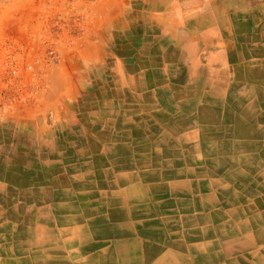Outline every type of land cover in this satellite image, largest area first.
Here are the masks:
<instances>
[{
  "label": "rangeland",
  "instance_id": "rangeland-1",
  "mask_svg": "<svg viewBox=\"0 0 264 264\" xmlns=\"http://www.w3.org/2000/svg\"><path fill=\"white\" fill-rule=\"evenodd\" d=\"M213 24L264 50V0H0V168L23 181L0 180V213L34 192L40 206L68 196V168L93 156L88 143L157 109L159 64L187 68L182 50L197 34L207 50Z\"/></svg>",
  "mask_w": 264,
  "mask_h": 264
},
{
  "label": "crops",
  "instance_id": "crops-1",
  "mask_svg": "<svg viewBox=\"0 0 264 264\" xmlns=\"http://www.w3.org/2000/svg\"><path fill=\"white\" fill-rule=\"evenodd\" d=\"M219 28L213 24L203 32L208 43L207 50H201L198 46L195 48L199 34L191 37L192 50H182L184 56H189V64L186 63L187 68H183L182 60H175L170 65L168 63L159 64L158 71L162 79L160 88H158V94H160L157 101L158 108L133 116L134 120L127 121V125L116 126L106 137L101 135L100 141L95 140L91 145L88 143L87 150H92L93 156L84 164L80 163L71 169L68 168L70 172L66 174L68 196L52 201L50 199L52 196L48 193L46 200L49 201L44 203L45 206H40V201L43 200H39V192H34L30 197H26L28 202L25 207L22 203V196L20 199L15 197L14 202L10 201L12 203L10 206H1L8 212H1L0 220L3 218L1 221H8V215L13 216V219H9V222H0V264H23L20 260L21 256L29 252L35 255L34 250L40 248L37 244H41V248L44 252L46 251L47 255L57 258L59 260L57 264H101L96 256L106 250L116 238L118 239V236L97 230L96 225L105 224L102 220L106 219L104 217L110 215L115 209L128 210L135 205V197L128 192L132 185H139L145 190L152 189L145 191L143 195L149 207L148 211L136 213L138 216L130 212L127 220L132 224L145 223L146 227L143 231L158 233L160 229V233L162 232L161 234L165 236L162 241L136 233L137 237L143 238L145 242L158 249L143 264H151L158 260L164 252H171L175 257H183L190 264H197L191 259L189 249L193 244L206 243L211 240V235L200 236L199 231L207 228V225L212 227L215 224L209 216L214 212L213 210L225 204L228 193H223L222 188L235 187L233 180L226 178L224 172L231 173L237 169L245 171L254 165L264 169V160L261 157L264 156V78L255 80L248 78L247 74L249 69L264 74V50H257V45L247 48L245 34H239L231 41L230 37H226L224 31L222 32ZM161 90L166 91L162 93ZM247 102L259 105L258 112L251 117L246 116L241 109V105ZM210 104H215L219 108L222 105L227 111L216 113L206 111L200 114L199 108ZM184 107L186 110L183 109ZM139 116L150 119L156 125L155 131L148 132L152 143L160 140L162 136H167V143H155L150 147L151 150H159L158 152L161 150L162 159L157 164H141L131 158L126 161L122 159L123 151H128L127 153L132 158L142 154L141 149L139 152L135 150L133 132L135 127L132 125L135 119L136 122L138 121ZM172 123L177 127H170ZM239 126H248V128L241 129ZM139 130L146 132L147 129ZM166 151L172 154L167 155ZM179 154L181 155L180 160L177 159ZM179 168L183 170L181 173L178 172ZM101 172L104 173L100 174ZM147 172H155L158 175L151 178L145 175ZM250 177H253L252 173ZM0 180L13 184L16 188L23 187V181L19 178L5 177ZM256 181L257 184L262 181L264 183V178ZM167 184L177 186V188L162 193L160 188ZM179 187H183L185 191L183 192ZM115 189H119L121 203V206L116 208L114 205L107 204L109 197L115 199L112 194ZM233 191L245 200L250 199L247 200L248 203L256 197L264 199V189L256 190L257 195H248L239 190ZM180 197L195 201L196 206L182 209V212H179V209L172 212V208H165L159 202L162 198L177 201ZM231 206L234 207L235 204ZM151 208L154 209L151 210ZM12 210L15 212L13 215ZM257 212L258 214L264 213V202L258 206ZM242 214L248 219L249 216L254 215L252 211H244ZM175 215V224L160 223V228L147 225L151 219L161 222ZM198 215H207V223L196 221L193 224H182L180 221L183 219L182 216L195 219ZM260 221L263 220L254 219V222L252 221L251 233L254 235L255 242L251 244L246 255L247 260L261 248L264 251V225L262 226L264 222L260 223ZM182 235L188 237L182 241ZM193 257L198 259L201 254L195 253ZM222 258L223 264H226L228 256ZM212 261L208 260L199 264H218L217 261ZM257 262L258 264L263 263Z\"/></svg>",
  "mask_w": 264,
  "mask_h": 264
},
{
  "label": "bare ground",
  "instance_id": "bare-ground-1",
  "mask_svg": "<svg viewBox=\"0 0 264 264\" xmlns=\"http://www.w3.org/2000/svg\"><path fill=\"white\" fill-rule=\"evenodd\" d=\"M163 59V58H162ZM164 61V60H163ZM182 71V70H181ZM175 74V72H174ZM248 78L251 79H262L264 78V74L262 75L261 72H255L253 69L247 71ZM159 75V74H158ZM161 77V76H160ZM237 78V77H236ZM185 79V78H184ZM151 80V79H150ZM183 82V81H182ZM196 82V81H195ZM159 83V82H158ZM190 84V83H189ZM202 84V83H201ZM206 84V83H205ZM207 85V84H206ZM160 88V87H159ZM146 89V88H144ZM162 89V88H161ZM170 89V88H169ZM189 89V88H187ZM166 91V90H165ZM163 90H161L162 93ZM216 92V91H215ZM154 94V93H153ZM185 94V93H184ZM118 95V94H117ZM160 95V94H159ZM150 96V95H149ZM167 96V95H166ZM173 98V97H172ZM143 99V98H142ZM227 100V98H226ZM256 101V100H255ZM155 102V101H154ZM218 102V101H217ZM172 104V103H171ZM234 104V103H233ZM107 105V104H106ZM222 106V105H221ZM220 108L217 107L215 104H210L206 107L199 108L200 114H203V112L211 111L213 113L216 112H226L227 109H225L223 106ZM232 106V105H231ZM162 107V106H161ZM199 107V106H198ZM241 109L245 113L246 116H253L258 112L259 105L255 104L254 102H247L246 104L241 105ZM238 108V104H237ZM186 110V108H183ZM160 110V109H158ZM171 110V109H170ZM235 110V109H234ZM103 111V110H102ZM173 111V110H172ZM98 112V110H96ZM128 112V111H127ZM153 113V112H152ZM198 113V112H197ZM89 114V113H88ZM144 114V113H143ZM162 114V113H161ZM95 115V114H94ZM98 115V113L96 114ZM132 115V114H131ZM90 116V115H89ZM161 116V115H159ZM179 116V115H178ZM88 117V116H87ZM86 117V118H87ZM149 117V116H148ZM173 117V116H172ZM174 118V117H173ZM100 119V118H99ZM257 119V118H256ZM219 120V119H218ZM181 121V120H180ZM87 122V121H86ZM97 123V122H96ZM111 123V122H110ZM127 123V121H126ZM158 124V123H157ZM177 124V123H176ZM179 124V123H178ZM87 125V124H86ZM89 125V124H88ZM134 125V145L136 151H141L142 154L138 157H130V155L127 153L128 151H123V160L126 161L128 158L134 159L137 163H151V164H157L162 159L160 157L159 150H151L150 147L153 146L155 143H167V136H162L160 140L154 141V143L151 142V138L148 134V132H153L156 130V125L150 120L146 119L144 117L139 116L138 121L132 124ZM95 126V125H94ZM115 128V124L111 123L109 127ZM180 126V125H179ZM96 127V126H95ZM128 127V126H127ZM143 127L145 129H143ZM170 127H177L175 124H170ZM242 128H248V126H239ZM118 128V127H117ZM166 128V127H165ZM120 129V128H119ZM141 130H146V132H142ZM117 130V129H116ZM169 130V129H168ZM249 130V129H248ZM170 131V130H169ZM233 131V130H232ZM250 131V130H249ZM94 132V131H93ZM115 132V131H114ZM171 132V131H170ZM239 132V131H238ZM99 133V132H98ZM130 133V132H129ZM172 133V132H171ZM236 133V132H235ZM247 133V132H246ZM174 134V133H173ZM101 135L103 137H106L109 135V133L101 132ZM133 135V134H132ZM203 135V134H202ZM244 135V133H243ZM210 136V135H209ZM242 136V135H241ZM81 136H79L80 138ZM126 137V136H125ZM130 137V136H129ZM245 137L248 138V136ZM64 138V136H63ZM201 138V137H199ZM256 138V137H255ZM96 139V138H95ZM112 139V138H111ZM181 139V138H180ZM202 139V138H201ZM179 140V139H178ZM56 142V141H55ZM63 143V141H60ZM130 142V140H129ZM220 142V141H219ZM248 142V141H245ZM81 143V142H80ZM173 143V142H172ZM221 143V142H220ZM226 143V142H225ZM234 143V142H233ZM241 143V142H240ZM250 143V142H249ZM82 144V143H81ZM100 144V143H99ZM178 144V143H177ZM57 145V144H56ZM61 145V144H60ZM91 145V144H90ZM98 145V144H97ZM129 145V144H128ZM100 146V145H99ZM91 147V146H90ZM180 147V146H179ZM252 147V146H251ZM89 148V147H88ZM100 148V147H99ZM122 148V147H121ZM133 148V146H132ZM141 149V150H140ZM172 149V148H171ZM184 149V148H182ZM125 150V149H124ZM134 150V149H133ZM227 150V149H226ZM90 151V150H89ZM180 151V150H179ZM186 151V150H185ZM228 151V150H227ZM261 151V150H260ZM42 152V151H41ZM181 152V151H180ZM232 152V151H231ZM262 152V151H261ZM62 153H66V157L73 156L72 151L69 149V147L66 145V149L62 151ZM95 153V152H94ZM249 153V152H248ZM47 154V153H46ZM75 154V153H74ZM83 154V152H82ZM167 155L172 154L169 151H166ZM252 154V153H251ZM61 155V154H60ZM76 155V154H75ZM128 155V156H127ZM63 156V155H62ZM83 156V155H82ZM135 156V155H134ZM173 156V155H172ZM74 157V156H73ZM79 157V156H78ZM87 157V156H86ZM164 157V153H163ZM224 157V156H223ZM252 157V156H251ZM264 160V156H261ZM42 158V156H41ZM80 158V157H79ZM78 158V159H79ZM96 158V157H95ZM99 158V157H98ZM118 158V157H117ZM181 155H178V160H180ZM77 159V160H78ZM93 159V158H92ZM97 159V158H96ZM105 159V158H104ZM121 159V158H119ZM119 159H116L117 161ZM121 159V160H122ZM241 159V158H240ZM64 160V158H63ZM28 161V160H27ZM39 161V160H38ZM115 161V160H114ZM120 161V160H119ZM43 162V161H42ZM41 162V163H42ZM53 162V161H52ZM62 162V161H59ZM106 162V161H104ZM38 163V162H37ZM54 163V162H53ZM123 163V162H122ZM2 164V162H1ZM46 164V163H45ZM82 164V163H81ZM105 164V163H104ZM261 164V163H260ZM32 165V164H31ZM47 165V164H46ZM58 165V164H57ZM61 165V164H60ZM59 165V166H60ZM106 165V164H105ZM120 165V164H119ZM129 165V164H128ZM147 165V164H146ZM244 165V164H243ZM30 166V165H29ZM54 166V165H53ZM248 166V165H247ZM7 167V166H6ZM18 165H11V168L13 170L17 171ZM47 167V166H46ZM52 167V166H51ZM80 167V165H79ZM113 167V166H112ZM115 167V165H114ZM117 167V166H116ZM120 167V166H119ZM122 167V166H121ZM140 167V166H139ZM152 167V166H151ZM197 167V166H196ZM35 168V167H34ZM86 168V166H85ZM99 168V167H98ZM97 168V169H98ZM244 168V167H243ZM42 169V168H41ZM51 169V168H50ZM96 169V168H95ZM19 170V169H18ZM39 170V169H38ZM164 171V170H162ZM183 171L179 168L178 172L181 173ZM216 171V170H215ZM35 172V170H34ZM98 172V171H97ZM114 172V171H113ZM57 173V172H56ZM66 173V171H65ZM104 172H101L100 174H103ZM107 173V172H106ZM191 174L190 172H186ZM250 173H252L253 177H250ZM34 174V173H33ZM62 174V173H61ZM142 174V173H140ZM6 172L2 170V167L0 168V176H6ZM148 177H155L158 175V173L155 172H147L145 173ZM170 175V174H169ZM211 175V174H210ZM224 175L226 178H229L230 180H233V183L235 184V187H223L222 192L228 193V196L226 200L224 201V205H220L216 208V210H213L214 212L210 214V219L214 221V225L212 227L207 225V228L202 229L199 231V235H211V240L207 241L206 243H198L193 244L191 248L189 249L191 251V259L194 263H202L206 262L208 260L217 261L218 264H223V258L224 256H228V260L226 264H258L257 261L263 262L264 264V251L263 248H261L258 252L252 255V258H246V255L252 246L251 244L255 242L254 235L252 232V223L255 220H263L260 221L264 222V213L257 212L258 206H260L263 202V198H255L251 199V203H248L247 200L250 199H243L238 196L236 192L233 190H239L241 192H244L248 195H257L256 190H263L264 189V183L263 181L259 184H257L256 180H262L264 178V169L257 167L256 165L252 167H248L245 171H240L239 169L228 173V171L224 172ZM12 176V174H11ZM32 176V175H31ZM67 176V175H66ZM174 176V175H173ZM186 176V175H185ZM194 176V174H193ZM7 177V176H6ZM33 177V176H32ZM35 177V175H34ZM63 177V176H62ZM86 177V176H85ZM142 177V176H141ZM140 177V178H141ZM13 178V177H12ZM15 178V177H14ZM64 178V177H63ZM172 178V177H171ZM138 179V178H137ZM35 180V179H34ZM37 181V180H35ZM83 181V180H82ZM81 181V182H82ZM101 181V180H100ZM243 181V182H242ZM244 181L246 183H244ZM88 182V181H87ZM33 183V182H32ZM10 184V183H9ZM12 185V184H11ZM43 185V184H42ZM89 185V184H88ZM152 185V184H151ZM162 185V183H161ZM40 186V184H39ZM82 188V187H81ZM90 189V187H88ZM177 186L167 184L160 188L162 193L167 192L168 190H175ZM152 188H148L145 190L144 187H141L139 185H132L128 192L131 196L135 197V205L128 210H124L122 208L115 209L108 215L107 217H104L106 219H103L102 221L105 224H97L96 229L102 230V232H107L111 235H117L118 239L116 238L115 241L112 242V244L103 252L98 254L96 256L97 260H100L101 264H143V262L151 258L154 253L158 250L156 247L151 246L148 242H145L143 238H139L136 236V233L141 234L145 237H153L157 238L158 240H164L165 236L164 234L160 233V229L158 233L152 232V231H143V229L146 227V224L143 222L132 224L127 220L128 215L130 212L134 214V216H138L136 213L140 211H148L149 207L147 206L145 200H144V193L145 191H149ZM180 190L183 192L185 191L183 187H179ZM233 189V190H231ZM25 190V189H24ZM63 190V189H62ZM92 190V189H91ZM90 190V191H91ZM65 191V190H64ZM119 189H115V191L112 193L115 197L113 200L112 197L108 198L107 204L114 205L115 208L121 206L120 203V194ZM18 192V191H17ZM52 192V191H51ZM58 190L56 191V193ZM151 192V191H150ZM159 192V191H158ZM67 193V191H66ZM157 193V192H156ZM10 194V193H9ZM19 194V193H18ZM52 195V194H51ZM64 195V194H63ZM155 195V194H154ZM159 195V194H158ZM161 195V194H160ZM165 195V194H164ZM254 195V196H255ZM157 196V195H156ZM175 196V195H174ZM30 197V196H29ZM33 197V196H32ZM102 197V196H101ZM151 197V195L149 196ZM163 197V196H162ZM262 197V196H261ZM8 198V197H7ZM77 198V197H76ZM87 198V197H86ZM216 201L215 197H213ZM9 199V198H8ZM73 199V198H72ZM81 199V197H80ZM171 199V198H170ZM155 200V199H154ZM28 202V201H26ZM159 202L165 207V208H172V212H176V210L179 209V212H182V209L185 210L187 208H190L191 206H196L195 201L187 200L184 197H180L177 201H172L169 199L162 198L159 200ZM158 202V203H159ZM3 203V202H2ZM155 204V203H154ZM231 204H235L234 207L231 206ZM21 205V204H19ZM24 205V204H23ZM86 206V205H85ZM23 207V206H22ZM69 207V206H68ZM94 207V206H93ZM201 207V206H200ZM204 207V205H203ZM34 208V207H33ZM75 208V207H74ZM158 208V207H157ZM225 210L223 211V209ZM3 209V208H2ZM67 209V208H66ZM154 208H151L153 210ZM10 210V209H9ZM58 210V209H57ZM64 210V209H63ZM75 210V209H74ZM84 210V209H83ZM86 210V209H85ZM100 210V209H99ZM166 210V209H165ZM168 210V209H167ZM198 210V209H197ZM31 211V210H30ZM91 211V210H89ZM93 211V210H92ZM169 211V210H168ZM244 211H252L254 213L253 217L249 216L248 219L246 216L242 214ZM56 212V211H55ZM159 212V211H158ZM223 212V213H221ZM77 213V211H76ZM83 213V212H82ZM85 213V212H84ZM103 213V212H102ZM169 213V212H167ZM37 214V212H36ZM51 214V213H50ZM104 214V213H103ZM34 215V214H33ZM90 215V214H89ZM93 215V214H92ZM180 215V214H179ZM48 216V215H47ZM50 216V215H49ZM59 216V215H58ZM64 216V215H63ZM130 216V215H129ZM84 216H82L83 218ZM224 217V219H223ZM182 224H193L196 221H202L206 222L208 221L207 215H198L197 218H188L186 216H182ZM258 218V219H257ZM163 219V218H162ZM45 221V220H44ZM68 221V220H66ZM136 221V220H135ZM178 221V222H180ZM253 221V222H252ZM64 222V221H63ZM152 222V223H151ZM176 222V215L167 217L164 221L157 220V219H151L149 224L152 227H159V224H175ZM212 222V221H211ZM53 223V222H52ZM90 223V222H89ZM207 223V222H206ZM8 224V223H7ZM6 224V225H7ZM264 224H262L263 226ZM95 226V225H94ZM8 227V226H7ZM174 227V226H173ZM177 227V226H176ZM95 229V228H94ZM185 229V228H184ZM194 229V228H193ZM96 230V231H97ZM145 230V229H144ZM167 230V229H165ZM164 232V230H163ZM99 233V232H98ZM100 234V233H99ZM129 234V236H128ZM96 235V234H95ZM128 236L126 238H123L122 236ZM108 236V235H107ZM168 236V235H167ZM95 237V236H94ZM93 237V238H94ZM97 237V236H96ZM115 237V236H114ZM180 237V235H179ZM187 235H182L181 240L183 241L186 239ZM113 238V237H112ZM196 238V237H195ZM114 239V238H113ZM178 239V238H177ZM74 240V239H73ZM193 240V239H192ZM87 241V240H86ZM81 242V241H80ZM79 242V243H80ZM53 243V242H51ZM159 243V242H158ZM161 243V242H160ZM97 244V243H96ZM39 245V250H34L35 255H32V253L29 252V254H24L21 256L20 260L23 264H57L59 260L57 258H52L47 253L44 252V250L41 248V244ZM85 246V245H84ZM157 246V245H156ZM43 247V246H42ZM51 247V246H50ZM97 247V246H96ZM48 248V247H47ZM188 248V247H187ZM49 251V250H48ZM89 252V251H88ZM240 252V254H239ZM86 253V252H85ZM91 253V252H90ZM195 253H200V258L193 257ZM190 258V257H189ZM86 261V260H85ZM97 261V262H98ZM212 261V262H213ZM151 264H190L189 261H186L183 259V257H175L174 254L171 252H164L160 255L159 259L151 262Z\"/></svg>",
  "mask_w": 264,
  "mask_h": 264
}]
</instances>
